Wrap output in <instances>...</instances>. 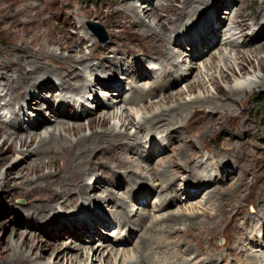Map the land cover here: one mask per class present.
<instances>
[{
  "label": "rangeland",
  "instance_id": "obj_1",
  "mask_svg": "<svg viewBox=\"0 0 264 264\" xmlns=\"http://www.w3.org/2000/svg\"><path fill=\"white\" fill-rule=\"evenodd\" d=\"M129 1L135 3L138 7L152 8L154 17L159 16L160 18L161 16V20L166 18V8L169 4L178 9L182 7V0L171 3L166 0L161 2L159 0ZM263 5L264 0H203L194 5L192 12L188 13L185 18V20H188H184L183 25L177 30L174 29L176 22L168 23L164 21L166 35L168 36L167 41L170 42V52L176 57L181 53H185V51L192 54L186 66L189 72L187 80H182V77L186 74L185 66L175 65L176 77L166 79L167 84L171 83V88L167 90L168 93L166 91L162 95H154L141 105H126L120 101L116 103L114 108L107 110L97 108V104L106 108L109 99H115L118 95H116L117 92L114 89L111 92H108L107 89L103 90L101 87H105L106 83L112 84V86L122 83L118 87V89H123L121 97L122 99H129L132 97L130 84L135 81V75H137V84L145 86L144 91L148 92L154 83H157L160 77L163 76L165 69H169L166 65L167 55L164 49L156 51L146 48L142 41L132 39L130 33L141 30L139 26L128 24L122 27L118 24L119 16L117 12L119 9L124 8V2L122 0H0V64L15 59L16 54L12 53L10 55L9 53L13 52L15 48H24V43L32 44V56H35L40 49L62 56L74 55L77 58L83 55L89 56L95 43L110 47V52L106 56H110L112 60L117 54L123 56L124 60L114 66L115 69L110 70L104 78L101 76V72L105 69H98L96 78L100 77L102 85L94 84L90 88V92L84 93L85 99L80 100L79 109L72 110V108H69L67 111L62 109L59 113L64 115L65 121L69 122L70 125L84 126V131L78 134L77 137L91 134L90 123L99 132L111 129L117 124L119 125V132L129 133L133 137L132 140H129L133 143V149L128 152L129 166L136 169H145L143 171L144 175L142 174L145 183L143 186L130 191V187L124 181L128 173L126 174L124 170H120L124 183L118 189L112 188L119 196H130L131 199L132 196L140 198V193L153 189L154 186H152L150 176L154 172L157 174L161 171L162 166L175 167L177 171L183 172L180 174L178 181L167 184L173 187L178 194V200L173 205L169 206L167 200L163 204L164 209L161 210L163 206L157 198L161 186H156L148 201L143 199L129 203L128 214H132V216L137 214L133 219L136 220L141 213H145L148 216V222H146V226H148L154 220H159L162 224L164 222L162 220L171 216L170 214L189 215L198 213L200 214L199 221H205L202 214L206 210H208L211 217L217 218V221L210 226V230L202 233L197 241L193 239L196 231L192 230V236H187L188 240L193 241L192 243L186 239V242H182L183 245L176 247L171 245V239L165 237L162 240L163 244L156 249L157 256L162 252L169 256L179 248L180 252L177 254L179 258L183 255L184 258H191V264H200L208 256H216V260L220 264H242L243 260L256 264V261H253L255 257L258 259L257 262L264 264V212H261V208H264ZM177 17L173 19L176 20ZM213 18L218 19L219 24L212 30L213 33L209 34L210 37L206 39L207 45L204 50V46L195 42L196 32L199 34V32L206 31L211 26L209 23L212 22ZM150 21L153 22L154 18H146V22L149 23ZM156 22L157 20L154 23ZM92 23L102 26L104 29L102 35L96 34L91 27ZM239 26H242L243 30L242 32H236L238 37L241 38L242 35L248 37L239 42V45L236 44V46H240L238 47L239 57L244 58L237 61H226L225 59L230 56L231 52V48L226 44L236 41V39H233L234 41L230 40L231 34L227 35V33L230 28L237 29ZM82 38L86 40L82 44L83 52L79 53L73 46L76 42L81 43ZM65 42H70L73 49L69 51L61 50L60 44ZM114 50L117 53L114 54ZM99 51L102 50L99 49ZM212 55H214V58L211 59ZM31 59L33 58H27L26 62L32 61ZM181 59L180 63L183 62ZM101 61L103 60L100 57H91L90 59L92 64H99ZM227 66H232L234 70L229 71ZM141 73L147 77L140 79L139 75ZM212 75H214L217 86L209 83V77ZM225 76H228L229 79H225ZM93 78L95 79V76ZM199 81L206 83L204 88L198 87ZM252 83H255V85L245 94L236 96L231 93V90L238 84H243L248 88ZM44 85L53 86L52 100L48 94L46 98H50V103L55 105L62 96L61 92L57 90L58 83L56 81L51 82L50 79V81L46 80ZM189 90H191V93L188 92ZM179 92L185 93L179 96ZM111 93H115V95H111ZM163 95H166V100L163 99ZM197 97L221 99L223 105L222 115L220 113L209 114L210 111L207 109L208 113L199 118L195 115L196 117L194 116L191 119V121L194 120L193 130L188 126L185 130L179 131L181 137L191 136L196 145V148L191 152L190 163L183 164V161H179L177 157L181 143L174 140L179 134L170 133L165 128H160L157 131H150L146 128H143L144 130L139 129V122L143 119H150L154 115L155 105L160 100L163 101L157 105L169 109L189 103ZM23 102L0 111V128L5 130L3 136L8 134L10 127H15V124H17L14 121L13 113L18 114L20 112ZM4 103V101L1 102L2 105ZM52 105H50V108ZM152 105L153 108H151ZM44 106L40 103L37 106L38 108L33 104L32 109H24V107L22 109H24L26 115L31 116L33 113L41 114V108H44ZM81 107L84 110L88 108V114H85ZM107 114L112 116L111 122L106 128H102L99 126V122ZM44 118L48 122L51 121V124H55V118L52 119L49 114H44ZM209 119L213 120L210 124L207 123ZM26 120L29 121L30 128L34 130L35 125L30 123L28 117ZM130 121L133 124L130 125ZM122 123L126 124L127 130L121 128ZM20 134L22 137L26 135H23L22 132ZM1 143L2 139H0ZM8 147L6 145L0 149V159L10 156L7 153ZM120 148L116 147V150L122 154ZM226 149L233 150L236 156H228L225 162H228L229 166L239 165L240 169H231L228 173L220 175L216 178V184L214 185L220 188L219 192L223 193H233L237 189L239 191L235 197L227 198L225 195L220 197V201L225 204L221 210L218 206H215V198L212 199L213 206L208 205L209 194L213 190V185H207L199 189L194 196L193 190L198 187H196L197 181L193 182L194 169L191 171L190 169L198 166L197 169L209 167L220 170L218 168L219 162L215 159L214 154L223 153ZM9 160L7 163L0 165V175H5L7 172L13 173L25 164L30 163L28 161L14 166L16 157L11 156ZM241 168H243V171H241ZM146 169L150 173H147ZM100 170L104 171L103 168ZM100 170L96 177L93 176L88 180L89 188L95 186L97 178L103 182V187L91 194L92 203L76 199L72 203L66 202L68 207L63 208L60 207L65 204V200H63L64 203H60L59 207L57 206L58 210L50 213V217L46 218L41 226L39 220L29 219V213H27L29 210L28 201L25 194L23 195L21 192L37 187V184L43 181L41 179L42 174L29 176V180H34L37 184L35 182L25 184L23 178H18L15 175L11 179L10 186H3L0 181V264H17L11 262L10 258H3L4 251L7 248L14 251V248L20 246L30 236L44 245L54 244L60 248L59 251L55 252L46 251L44 258L37 261L39 264H51L53 261H57V256L64 252L63 250L66 247L71 248L75 243L88 248L93 247V250L89 251L90 259L92 258L90 264H107V262L113 264L112 256L116 254L117 250L115 249L117 248L121 249L120 258L124 256V253L127 256L135 254L138 250V236L141 230L136 234H132L133 228L130 231L125 228L119 229L117 224L119 222L115 215L118 208L111 207L110 203L102 201L104 198L103 193L109 188L108 184L114 177H109L111 173L101 174ZM48 172L49 170L44 171V173ZM241 174H243V177H241ZM190 190L193 192L194 197L187 200L186 193L188 192V195L192 194ZM98 201L101 202L98 203ZM84 208L85 210H83ZM88 210L94 215L95 220L104 221L105 224L102 225V222L96 221L97 223H94V225L98 224L99 229L95 230L94 226L79 225L74 224V222L73 225L68 223L67 219L77 217L84 211L89 212ZM108 223L109 227L106 228ZM179 227L182 228L180 233H184L186 225L183 224ZM175 235L176 233H173L170 236ZM77 238L84 241L82 243L76 242ZM98 248H100L101 253L97 254L96 250ZM185 248H190L192 252L186 255L183 254ZM240 248L244 249L242 255ZM200 252L204 253L205 256H197ZM222 257L225 260L219 261ZM84 262L82 261L81 264H84Z\"/></svg>",
  "mask_w": 264,
  "mask_h": 264
},
{
  "label": "bare ground",
  "instance_id": "obj_2",
  "mask_svg": "<svg viewBox=\"0 0 264 264\" xmlns=\"http://www.w3.org/2000/svg\"><path fill=\"white\" fill-rule=\"evenodd\" d=\"M122 1L124 2V8L119 9L117 12L119 16L118 24H120L122 27H125L128 24L130 26H139L141 30L130 33L133 37L132 39L136 41H142L146 48L156 51L164 49V52H166L167 55L166 65L169 69H165L163 76L160 77L157 83H154L148 92L144 91L145 86L143 87L137 84V75H135V81H133L135 85L133 83L130 84L132 97L129 99H122L121 97L123 89H118V87H120L122 83L115 85L113 84L114 86H112V84L109 85L106 83V86H102L101 88L103 90L107 89L108 92H111L114 89V91L117 92L116 95H118L115 99H109V103L106 108L97 104V108L107 110L114 108L116 103H119L120 101L126 105H141L147 99L154 97V95L164 94L163 92H166L171 88V83L167 84L166 79L176 77V70H174L175 65H180L181 67L185 66L184 70L186 71V74L184 77H182V80H187L189 72L186 69V66L191 59L192 54H190L188 51H185V53H181L178 58L174 56L172 52H170V42L167 41L168 36L166 35L167 33L165 31L164 21L168 23L173 21L176 22L174 29L177 30V28L183 25L188 13L192 12L191 10H193L194 5L200 3L203 0H182V7L179 9L174 8L169 4V6L166 8L167 15L164 20L160 19L161 16L160 18L159 16L154 17V11L152 8L138 7L135 5V3H131L129 0ZM161 1L162 0H159V2ZM166 1L171 3L176 0ZM262 11L264 12V5L262 6ZM149 17H153L154 21H150L149 23L146 22V18ZM174 17H177L176 20L173 19ZM155 20H157L156 23H154ZM211 21L212 22L209 23L211 26H209L206 31L199 32V34L196 32L195 42L198 45L204 46V50L206 49L207 45L205 42L207 41L206 39L210 37L209 34L213 33L212 30H214L215 26L219 24V21L218 19L216 20V18H213ZM242 30V26H239L237 29H229L227 33V35L231 34L229 39H236V41L233 40L234 42L226 44L231 48L230 56L226 59L224 58L226 61H237L244 58L239 57L240 52L238 47L240 46H236V44L239 45V42H242L244 39L248 38L246 35H242L241 38L238 37L236 32H242ZM85 40V38H82L81 43L76 42L73 48H76L77 52L79 53L83 52L82 44L85 43ZM24 45L25 47L21 49L12 48L13 52L9 54L11 55L12 53H15L17 56L15 59H10L7 60L6 63L0 64V111L17 106L25 100V102H23L24 104H22L23 106H21L20 112L18 114L13 113L15 119L14 121L17 123L15 124V127H10V130L6 136L2 135L5 130L0 128V139H2L0 149L3 146L8 145L9 147L7 153L10 155L8 157L1 158L0 165L10 161L9 159L11 156L16 157L14 166L22 163L24 164L28 161H30V163L25 164L13 173L7 172L5 175H0V181L2 182L3 186H10L11 179L15 176L18 178H23L25 180V184L34 183V180H29V176L33 174H42L41 179L43 181L38 184L35 182L37 187L32 186L33 188H31V190L26 189V192H21L23 195L25 194L28 201L29 210L27 213H29V219L39 220V225L41 226V223H44V220L50 217V213L58 210L57 206L59 207V204L62 203L63 200H65V204L60 206L63 208L67 206L66 202L72 203L76 199H81L86 203H92L93 199H91V194L96 190L101 189L103 187V182L97 178L95 186H93V188H89L90 184H88V180L91 177L93 178V176L96 177V175H98V171L103 168L105 172L100 170L101 174L111 173L109 177H114V179L111 180L109 184L107 183L110 189L107 188L105 191L103 190L104 198L102 201L105 203H110L111 207H115L116 209L118 208L115 215L119 222L117 223L119 229L122 230L125 228L130 231L131 228H133V231H131L132 234H136L141 230V233L138 236L139 245L137 252L129 256L124 253V256L120 258L119 254L121 249L117 248L115 249L117 250L116 254L112 256L113 264H191V258H184V255L179 258V255H177L180 252L178 250L179 248L174 250V252L169 256L163 252L157 256L156 249L160 247L161 244H163L162 240L165 237L171 239V245L176 247L183 245L182 242H186V239L192 243L193 241L191 239L188 240L187 237L192 236V230L196 231V235H193V239L194 241H197L202 236V233L210 230V226L213 225L215 221H217V218L211 217L208 210L204 211L202 214L205 221H199L200 214L198 213L189 215L170 214L171 216L167 218L164 217L165 220L161 219L164 221L162 224L161 221L154 220L148 226H146V222H148V216L145 215V213H141V215L135 220L133 218L134 216L136 217L137 214L132 216V214H128L127 210L129 203L132 201L137 202L143 199L148 201L149 197L152 195V192H154L156 189V186H161L160 191L157 193V198L159 199V202H161V206H163L161 210L164 209L163 204L167 200L169 206L173 205L175 201L178 200V194L173 187L167 184L178 181L180 174L183 172L177 171L175 167L170 168L162 166L161 171H159L157 174L154 172L150 176L154 190L149 189L143 193H140V198H135L132 196L133 198L131 199L130 196H119V194H116L112 188L118 189L121 187V184L124 183L120 175V170H124V173L126 174L128 173V176L124 178V181L128 184L127 186L130 187V191L136 189V187L138 188L143 186L145 183L143 182L144 177H142V174L144 175L143 171L145 169H136L135 167L129 166L128 152L133 149V143L129 140H132L133 137L129 133L119 132V125L117 124H115V126H113L111 129L99 132L95 130L94 125L91 123L89 124L91 134L89 136L84 135L77 137L78 134H81V132L84 131V126L70 125L69 122L65 121L66 118L64 115L59 113V111L62 109H66V111L69 108H72V110L79 109L80 106L78 104L80 100L85 99L84 93L86 94V92H90V88L94 84L98 83L102 85L100 83V77L96 78V76H98V69H105L101 72V76L104 78L110 70L115 69L113 68L114 66H117L120 64L121 60H124L122 58L123 56L117 54V56L114 55L115 57L113 60L110 59V56H106L110 52V47H104L98 43H95L92 46L93 48L89 56L83 55L79 58L74 55H57L55 53H50L45 49H40L36 52L35 56H32V44L24 43ZM60 48L63 51H69L70 49H73L70 42L61 43ZM99 49L102 51H99ZM115 53L117 52L114 50V54ZM29 57L33 58L31 59L32 61L28 60L29 62H26V59ZM91 57H100L103 61H101L99 64H92L90 62ZM180 58H182V63H180ZM212 58H214V55L211 56V59ZM227 68L229 71L234 70L232 66H227ZM94 76L95 79L93 78ZM146 77L147 76L143 75V73L139 75L140 79H144ZM224 78L229 79L228 76H225ZM50 79L51 82L56 81L58 83L57 90L61 92L62 95L60 99L57 100L55 105L50 103V98H46L48 94L51 96L52 100L51 92L53 91V86L44 85L46 80L50 81ZM209 83L217 86V83L214 81V75L209 77ZM205 85L206 83L204 81L198 82V87L200 88H204ZM253 85H255V83H252V85L250 84L247 88L243 84H238L233 90H231V93L236 96L245 94L249 89L251 90ZM188 92L191 93V90ZM179 93V96H181L184 95L185 92ZM111 95H115V93H111ZM166 98V95H163V99L166 100ZM3 101L5 103L2 105L1 102ZM162 101L163 100H160L156 103L155 113L150 119H143L139 122V129L146 128L150 131H157L160 128H165L166 131L170 133H177V135L179 134V136L174 138V140H177L179 143H181L179 150L177 149V157L179 158V161H183V164H189L191 161V152L196 148V145L194 141H192L191 136L181 137L179 131L185 130V128L188 126H190L191 130H193L194 120L191 121V119L195 115L199 118L203 114L208 113L207 109L210 111L209 114L214 115L220 113V115H222V101L218 98L197 97L189 103L177 105L176 107L169 109L157 105L161 104L160 102ZM40 103L45 105L44 108H41V114L33 113L31 116L25 114V108L32 109L33 107L31 106H33V104L36 105V108H38L37 106ZM82 104L83 103H81V105ZM50 105H52L51 108ZM23 107L24 109H22ZM151 108H153V105ZM81 109H83V107H81ZM88 110V108L85 110L83 109L85 114H88ZM44 114H49L52 119L55 118V124H51V121H46ZM27 117L30 119V123L35 125L34 130L33 128H30L29 121L26 120ZM33 117H35V119H33ZM111 119L112 116L107 114L103 119L100 120L99 126L106 128L110 124ZM212 122L213 120L211 119L207 121L209 124ZM129 124H133L132 121H130ZM121 128H125V130H127L126 124L122 123ZM21 132L23 135H26L22 137L20 134ZM116 147H121L120 149H122L124 155L123 153L120 154L116 150ZM174 150L176 149L174 148ZM224 151L225 152L223 153L219 152L218 154H214L215 159H217L219 162L218 168L220 170L209 167H206L205 169L202 167L201 169H197L198 166H195L196 168L191 167L190 169V171L194 169L193 182L196 180V187H198L197 189L193 190L194 196L199 191V189H202L207 185H213V190L209 194V204H207L209 206H213L212 199L215 198V203L217 204H215V206H218L221 210L225 204L220 201V197L224 195L227 196V198L235 197L239 191V189H237L233 193H223L221 191L219 192L220 188L215 187L214 185L216 184V178L220 177V175L222 176L225 173H228L231 169H240L239 165L229 166L228 162H225L228 156L233 155L235 157V152L230 149H226ZM45 170H49V172L44 173ZM241 171H243V168H241ZM146 172L150 173L148 169H146ZM241 177H243V174H241ZM188 192L186 193L187 200L194 197L191 190V195H188ZM100 202L101 201H98V203ZM83 210H85V208ZM261 212H264V208H261ZM94 220V215L90 211H84L77 217L67 219L68 223L71 225H73L74 222V224L85 226L90 225L91 227L94 226L95 230L99 229L98 224L94 225V223L102 221ZM103 224H105L104 221L102 222V225ZM183 224L186 225V228L184 233H180L182 228L179 226H182ZM108 227L109 223L107 224L106 228ZM173 233H176V235L171 237L170 235ZM83 241H81L79 238L76 239V242L82 243ZM146 241L147 243H145ZM14 249L15 250L13 251L11 248H7L4 251V254L2 253L4 255L3 258H10L11 262L17 264H39L37 261L44 258V253L46 251L50 250L55 252L59 251L60 248L58 245L54 244L44 245L36 238L30 236V238L25 239L20 244V246H17ZM90 250H93V247L88 248L75 243V245L71 248L66 247L63 250L64 252L57 256V261L55 260L51 264H81L82 261H85L84 264H90V260L92 259H90ZM99 251L100 248L96 250L97 254L101 253V251ZM191 252L192 250L190 248H185L183 254L186 255ZM240 252L242 255L244 249L240 248ZM197 256L204 257L205 255L204 253L200 252ZM216 259V256H208L205 257V259L200 264H220ZM224 260L225 258L223 257L219 259V261ZM254 260L256 261V264H263L257 262L258 259L256 257L253 259V261ZM243 261L242 264H251L246 260L244 262ZM107 264H110V262H107ZM253 264L255 263L253 262Z\"/></svg>",
  "mask_w": 264,
  "mask_h": 264
},
{
  "label": "water",
  "instance_id": "obj_3",
  "mask_svg": "<svg viewBox=\"0 0 264 264\" xmlns=\"http://www.w3.org/2000/svg\"><path fill=\"white\" fill-rule=\"evenodd\" d=\"M91 27L93 28V30L96 32V34H101L104 32V29L102 28V26L100 25H96V24H91Z\"/></svg>",
  "mask_w": 264,
  "mask_h": 264
}]
</instances>
